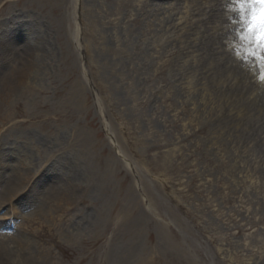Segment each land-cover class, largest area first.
<instances>
[{"label":"rangeland","instance_id":"rangeland-1","mask_svg":"<svg viewBox=\"0 0 264 264\" xmlns=\"http://www.w3.org/2000/svg\"><path fill=\"white\" fill-rule=\"evenodd\" d=\"M235 15L232 0H0V34H21L1 74L37 64L23 88L0 77V190L44 172L16 216L0 209V240H28L31 264H264V177H246L264 167L262 123L231 120L212 90L226 75L243 96L249 66L219 67L233 48L206 37Z\"/></svg>","mask_w":264,"mask_h":264},{"label":"bare ground","instance_id":"bare-ground-1","mask_svg":"<svg viewBox=\"0 0 264 264\" xmlns=\"http://www.w3.org/2000/svg\"><path fill=\"white\" fill-rule=\"evenodd\" d=\"M193 1V0H191ZM198 1V0H194ZM142 3V1H141ZM172 7L175 6V4L172 3ZM213 9L215 7V5L212 6ZM171 7H169L170 9ZM173 10V9H172ZM189 17H191V15H189ZM135 20V19H134ZM228 22H226L227 24ZM222 32V34L224 33V36L222 37V39L219 38L220 33ZM236 31L232 29H230V27L228 25H223L221 26V28L219 26H210L207 29V33H206V37L209 39V41L211 42V47H213V45L218 41V43H221V46H228L229 48H233V50L230 51V55H228L226 58H223L225 63L220 62L219 67L222 68H226L231 70L232 66H229L228 64L231 65L236 63V61L243 62L244 65L249 66V68H247V71H244V74L241 75L240 79L242 80L243 84H244V88H243V96H239L240 92L234 87L232 86V79L233 77H229V76H223V80L220 83L214 84L212 86V90L214 91L211 92L209 91L208 87L205 86L207 88V90L210 93H213L216 95V97L220 100V102L218 103L219 105H223L224 107H222L223 109H225V111L228 109V113H229V117H231V120H240V122H242L243 120H246L250 123H252L253 121L255 122V125H257L258 122H261L262 125H260L259 127H255V129L259 130L260 127L263 128L262 132L264 133V100H262L260 98L264 97V83L263 85L260 84V80L258 79V76L254 74V70H252L251 68V63L253 61H255V58L251 56V63L247 64L246 62H244L243 60V53H242V49L240 48L242 44L245 43V41L240 44L238 39V36L235 35ZM7 34V35H6ZM2 35L1 37L3 38L2 40H0V47H4L5 45L7 47H9L10 45H12V41L18 37L21 36V34H17V32H10L7 31V33L1 32ZM165 41H169L168 39H165ZM164 41V42H165ZM35 39H32V42H27L26 45H24L27 48V56L31 57V54L35 53V50L37 49V45H35ZM170 43V42H169ZM190 47H188V51L192 52V50L190 51ZM183 51H186L185 49H183ZM223 51H221L222 53ZM238 52V54L235 55V53ZM187 54V52L185 53ZM248 58V57H247ZM217 62V61H216ZM184 64V73L185 70V62H183ZM216 64V63H215ZM239 69H242V65L241 63H239ZM25 65V63L23 64V66ZM22 66V68H23ZM37 68V64L31 63V64H27L25 71H22L21 73H2L1 74V70H0V77L3 79L2 81L5 82H19L20 85H22V88L25 87L28 83H30L29 79H30V73H28L27 71H31ZM214 69V68H213ZM203 70V69H202ZM207 72H211L210 69L207 70ZM3 75V76H2ZM263 82V81H262ZM232 101H235L234 103ZM230 108V109H229ZM261 113V115L263 117L259 118L256 116V114H259V111ZM227 113V116H228ZM261 137V135H259ZM258 136V137H259ZM264 140V136L263 139ZM2 146V145H0ZM8 154H0V158L1 160H3V163L6 164L8 163ZM263 154L264 152H261L259 154H257V157L260 158V161H264V158L260 155ZM12 159L14 161H17V158H14V155L10 154ZM54 158V157H53ZM53 158H48L47 160V165L46 167L44 166V171H46L47 169H49L50 165H51V161L53 160ZM3 164V165H4ZM24 164V162H23ZM3 165H0L3 167ZM253 168V174H250V176H246L247 178L254 180V176L253 175H259L260 174L264 177L263 173L264 170L261 165H258L256 162L254 164L251 165ZM72 171L73 168L69 167L68 168V176L69 178H67V180L65 178L61 179V183L60 186L57 188V190H53L52 191V195L53 198H56L57 200L62 199L63 193L64 194H69L71 192H73L75 190V184H76V179H75V174L72 175ZM70 173V175H69ZM44 175V172H40V171H35L34 169H30V171H27L26 177H20V175L16 174L13 179L10 177L9 178V182L6 183L3 188L0 190V209H2V207L7 206L8 208L11 207L10 210H8V213H10V215L16 216V212L15 210L12 209L15 208L13 205L15 203V201H19L21 200V197L27 193L30 190H27V186H29V184H34L35 181L38 179H41V177ZM58 176V174H57ZM255 176V177H256ZM71 179V184L68 182V180ZM32 180H35L32 183ZM259 180L261 181L260 177ZM251 188H254L256 190L257 193H264V182L261 181V184L257 187L256 185L252 184ZM24 190V191H23ZM70 195V194H69ZM23 198V197H22ZM248 200L251 201V199L249 198ZM252 202V201H251ZM59 203V201H58ZM242 207V206H241ZM53 209H50V211H52ZM23 236V235H22ZM19 239V238H18ZM219 240L212 241V248L213 250L218 253V252H223L224 249L222 247H219L217 250V243ZM30 242V241H29ZM232 244H230L231 246ZM16 246H21L23 250L27 251L26 248H29L30 244L28 243V240H25L22 238V244H16ZM225 246V245H224ZM10 248V249H9ZM21 252L17 253L19 250L18 249H13L7 241L1 239L0 240V264H9L11 262V264H31L32 260H34V258H32V254L29 252V254H26V252ZM18 257V258H17ZM10 261V262H8ZM224 262H226V260H224Z\"/></svg>","mask_w":264,"mask_h":264},{"label":"snow or ice","instance_id":"snow-or-ice-1","mask_svg":"<svg viewBox=\"0 0 264 264\" xmlns=\"http://www.w3.org/2000/svg\"><path fill=\"white\" fill-rule=\"evenodd\" d=\"M240 25L239 37L246 41L248 55L264 69V0H232ZM264 80V74L261 75Z\"/></svg>","mask_w":264,"mask_h":264}]
</instances>
